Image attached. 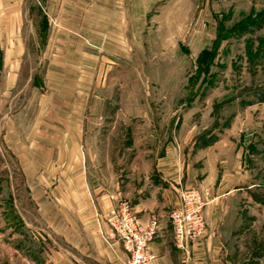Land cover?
<instances>
[{"label":"rangeland","instance_id":"obj_1","mask_svg":"<svg viewBox=\"0 0 264 264\" xmlns=\"http://www.w3.org/2000/svg\"><path fill=\"white\" fill-rule=\"evenodd\" d=\"M34 1L55 23V76L33 41L37 85L33 69L0 91V264H55L68 176L99 210L105 194L133 205L165 166L206 205L202 187L237 173L229 253L264 264V22L248 25L264 0ZM52 99L55 116H32ZM61 132L80 135L71 173H55Z\"/></svg>","mask_w":264,"mask_h":264},{"label":"crops","instance_id":"obj_2","mask_svg":"<svg viewBox=\"0 0 264 264\" xmlns=\"http://www.w3.org/2000/svg\"><path fill=\"white\" fill-rule=\"evenodd\" d=\"M51 21L52 17L48 12L35 1L33 4L28 3V0H0V91H3V94L12 88L16 76L31 75L33 72L30 71L33 69H35L33 84L37 85L36 77L39 75L41 57L37 58L38 66L35 68L30 62H26L30 44L33 41L37 50H40L42 46L46 53L47 74L55 76V53L49 50L51 45H55V23L53 21L51 24ZM53 101L54 99L48 100V103L52 105H46L47 109L45 103L36 106L32 116H55ZM7 113L8 111L5 112ZM52 122L55 123L54 119ZM55 139L57 140L55 173L73 172L71 157L75 151L73 150L75 141L80 139V135L61 132L55 134ZM59 140L63 142L60 143ZM160 170L159 175L166 183L160 184L155 190L150 189L145 196L140 195L142 189L137 190L136 193L139 196L132 205L142 223H146L151 216H156L159 223L157 233L150 243V249L156 257L146 264H241L232 259L228 246L235 219L233 214L237 208L233 193L240 189L236 186L235 175L233 176L237 173L228 174L225 171L217 183L215 181L211 187L207 183V186L202 187L209 194L204 209L206 231L199 239L188 240L185 246L180 248L174 242L168 217L170 209L178 204L177 185L180 183V173L178 166L177 168L174 166L171 172L166 166ZM189 174L187 173L186 179L190 178ZM68 179L70 182H68L67 193L63 192L62 197L68 207H71V211L55 214L56 221H61L55 224V237L58 240L62 239V242L66 244L60 246L58 242L55 264H120L124 262L128 252L122 243L107 237L111 233L107 217L116 203L112 204L111 196L105 194L96 198L99 210H91L93 206L88 203L89 199H85L87 198V190L83 189L85 184H78L76 189L75 179L70 176ZM60 198L59 195L58 200L62 199ZM76 202L83 203L89 210L76 211Z\"/></svg>","mask_w":264,"mask_h":264},{"label":"built area","instance_id":"obj_3","mask_svg":"<svg viewBox=\"0 0 264 264\" xmlns=\"http://www.w3.org/2000/svg\"><path fill=\"white\" fill-rule=\"evenodd\" d=\"M178 196V204L170 209L168 217L174 242L183 248L188 240H197L206 231V200L194 186L182 188ZM107 222L111 230L108 239L120 241L128 252L120 264H146L156 257L150 249L159 224L156 216L142 223L132 204L120 199L110 210Z\"/></svg>","mask_w":264,"mask_h":264},{"label":"trees","instance_id":"obj_4","mask_svg":"<svg viewBox=\"0 0 264 264\" xmlns=\"http://www.w3.org/2000/svg\"><path fill=\"white\" fill-rule=\"evenodd\" d=\"M250 15V19L248 20V25L249 26H255L258 23H262L264 22V8H262L255 16ZM260 40V39H259ZM251 44V43H249ZM250 54L256 55V54H260V50H256L254 52H252V50H249Z\"/></svg>","mask_w":264,"mask_h":264}]
</instances>
